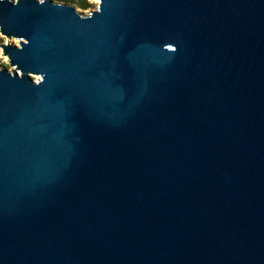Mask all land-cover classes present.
Masks as SVG:
<instances>
[{"label":"water","instance_id":"95a60500","mask_svg":"<svg viewBox=\"0 0 264 264\" xmlns=\"http://www.w3.org/2000/svg\"><path fill=\"white\" fill-rule=\"evenodd\" d=\"M0 264H264V0H0Z\"/></svg>","mask_w":264,"mask_h":264},{"label":"rangeland","instance_id":"374dc122","mask_svg":"<svg viewBox=\"0 0 264 264\" xmlns=\"http://www.w3.org/2000/svg\"><path fill=\"white\" fill-rule=\"evenodd\" d=\"M81 1V0H80ZM86 3H88V6L86 8H82L81 4L79 2L75 3H70L76 6L77 10L81 13L87 14L93 10H96L99 6L100 0H84ZM3 44H19V40L16 38H9L6 35H3L0 31V45L2 46ZM0 46V69H10L12 70L13 67L10 64L9 57L7 55H4V50Z\"/></svg>","mask_w":264,"mask_h":264},{"label":"trees","instance_id":"16d2710c","mask_svg":"<svg viewBox=\"0 0 264 264\" xmlns=\"http://www.w3.org/2000/svg\"><path fill=\"white\" fill-rule=\"evenodd\" d=\"M57 2H61V3H75V2H79L82 6V8H86L88 6V3H86L84 0H55Z\"/></svg>","mask_w":264,"mask_h":264}]
</instances>
